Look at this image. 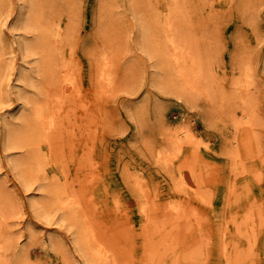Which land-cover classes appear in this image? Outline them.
<instances>
[{
    "label": "rangeland",
    "instance_id": "1",
    "mask_svg": "<svg viewBox=\"0 0 264 264\" xmlns=\"http://www.w3.org/2000/svg\"><path fill=\"white\" fill-rule=\"evenodd\" d=\"M144 1L138 0L142 5ZM210 1L213 16L204 17L201 27L206 42L195 52L210 79L214 77L211 82L220 86L217 93L207 95L197 91L201 74L191 71L197 63L183 62L182 88L172 83L167 61L149 44L151 36L142 38L136 23L142 16L134 0H0V193L6 198V209H0V264H94L76 237L80 230L67 216L68 209L51 202L55 186L78 199L76 208L89 217L101 250L109 260L114 258L113 264H264V0ZM20 17L30 26L19 27ZM48 20L70 30L66 49L81 62L73 78L81 80L83 94L71 87L69 97L50 99L48 53H43L44 36L36 25ZM22 43L29 44L28 52L20 49ZM101 43L112 46L117 77L122 80L98 99L91 91L87 67ZM239 64L251 72V102L241 101L233 91V81L241 77ZM22 65L30 79L20 78ZM221 91L226 93L223 98ZM49 99L56 110L50 146L42 145L40 155L46 161L41 158L42 168L31 167L37 171L30 174L22 165L27 155L22 144L28 138L18 137L7 148L5 131L11 125L27 135L29 124L17 118L22 101L47 105ZM180 125L190 127L197 142L183 144L175 155L167 139L180 132ZM231 155L246 167L232 169ZM10 158L22 160L17 169ZM193 188L203 194L204 202L193 198ZM141 193L144 203L138 200ZM230 200V212L236 217L227 225L232 231L236 224L245 230L249 215L250 226L263 231L254 251L242 240L222 253L215 233L222 220L215 214L220 210L227 219ZM169 201L186 208L178 210L183 213L176 220L181 227L163 214ZM141 202L156 224L144 225ZM183 221L193 228L200 223L203 235L183 237L187 233Z\"/></svg>",
    "mask_w": 264,
    "mask_h": 264
},
{
    "label": "bare ground",
    "instance_id": "2",
    "mask_svg": "<svg viewBox=\"0 0 264 264\" xmlns=\"http://www.w3.org/2000/svg\"><path fill=\"white\" fill-rule=\"evenodd\" d=\"M244 1H246V0H244ZM134 2L139 6V7H137L139 9L138 13L141 14V16H142V17H140V18L138 17V19H136V23L140 27V32L142 33L141 34L142 38H143V36H146V35L151 36V41H150V43L149 42L148 43L155 46V48H158L157 50L161 53L164 61H167L166 62L168 64L167 68L169 69V74H170L169 78L173 81L172 83L179 85L182 88L184 86L183 85L184 80L182 78V75L185 72V70L182 69V67L184 65L183 62H187L186 64H189L190 66H192L193 63H197V66H195L191 69V71L194 74H196V73L201 74L200 79H199V84H202V85H201V88L196 87L197 91H198V89H200V90H202V92H204L207 95L210 93H213V94L217 93L215 90L217 89V87L220 88V86H218V84H217L218 82H216V81L214 83L211 82V81H213L214 77L212 76L210 79V75L207 72V69H204V65L201 62V58H199L198 55L195 53L197 48L201 47L202 43L206 42V32L203 31L204 33H201V27H202L203 22H204V17L210 18L213 16V13L211 10L212 1H210V0H196V1H194V0H188V1L187 0H145L143 5L139 4L140 1L138 2V0H134ZM193 2H194V4H193ZM195 3H196V5H195ZM198 4H199V6H198ZM206 6H208L210 9L206 8ZM143 7H148L149 12L147 13L146 12L147 10L145 11L146 8L144 9ZM108 8L111 9L112 7L109 6ZM198 10H200V11H198ZM204 10L206 12H204ZM245 10H243V12L246 15ZM110 11H108V13ZM140 11H142V12H140ZM101 13H103V12H101ZM54 14H56V13H54ZM110 14H111V12H110ZM52 18H50V19H52ZM59 18H60V14H59ZM102 19L104 20V18H102ZM242 19L244 20V18H242ZM106 22L107 21H105V23ZM37 23H36V25L38 26L41 35L44 36L45 45H44L43 53H46V52L48 53V58H47L46 64L48 66L49 77L51 78L50 84H51V87L53 90V92H51L52 94H50L51 95L50 99L59 100L60 98L69 97V95L72 94V91H71L72 88L71 87H74V88L76 87L75 88L76 92H78V94H83V92H80L82 87L84 90V86L82 85L81 80L79 79V82H76L74 79L75 78L74 73L76 72L77 67L80 66L81 62L75 56H70L69 52L66 49V45L68 44V38L67 37L70 34V32H69L70 30H67V28H63L61 26V24L55 23L53 25L54 22H51L50 20H48L46 22V24L41 23L40 21H38ZM17 24L19 27H21V26L24 27V26H30L31 22H27V24H26L25 18L20 17L19 20L17 21ZM34 28L37 29L36 27H34ZM102 28H103V25H102ZM184 28H186L187 30H184ZM150 31L152 32L151 34L148 33ZM211 38H212V36H211ZM116 47H114V48H116ZM20 49L24 52H28L30 49V46H29V44L22 43L20 45ZM112 50H113L112 46H111V49H109V47H106V45L104 46L101 43L100 48L97 49L95 55H93L92 57L89 56L90 60L88 61L89 63H88V67H87L88 68L87 70H88L89 84H90L91 91H92L93 95L98 99H100V95L102 93H105L103 95V96H105V95H107L106 91L107 92H108V90L111 91L113 88H115V86L117 84H119V83L121 84L120 80H122V79L117 77L116 62H115L114 54H113ZM26 62H28V61H26ZM188 62H190V63H188ZM232 62H235V61L232 59ZM237 62L240 63L239 61H237ZM244 66L245 65L239 64L238 70L240 71L241 77H240V75H239L240 78H238V79L235 77L237 80L235 79L233 81V83H234L233 91H234L235 95L238 94V97L240 98L241 101L251 102L252 98H251V95L248 91V88H249L248 86L252 83L250 81L251 79L249 80V75L251 74V72H248V67L247 66L244 67ZM24 68H25V66L22 65V67L20 69V73H21L20 78L23 80L30 79L31 74L29 73V71H23ZM73 75H74V78H73ZM211 83H213V84H211ZM253 83H254V81H253ZM240 85L243 86L244 88L243 87L238 88V87H240ZM187 88H188V86H187ZM235 90H237V92ZM182 91L185 92L186 89H182ZM222 93L226 94L225 92L221 91L220 98H223ZM180 97H182V92H180L178 94L179 100H181ZM50 99L48 100L47 105H44V104L40 105V104H37V102H34V103L30 102V101L28 102V100L22 101L21 106L19 108V114H17V118L18 117H21L22 119L25 118L26 121H23V122L25 124H29V126H26V127H28L27 130L29 131L27 135H24V132L20 129V127L12 128L11 125H9L8 130L5 131L4 146L7 148L11 147L14 144L15 139L18 137H20L22 139H25L26 137L28 138V140L26 142H24L25 144H22V146H27V155H26L23 163H22V160L10 158V163H11V166L13 168L17 169L20 166V164L22 163V165H25V167L27 166L30 169V174L35 173L37 171V169L40 170L42 168V165L40 163V159L44 158L46 156H43V155L41 156L40 150L42 149V145L50 146L49 145V137L51 134L50 127L55 120L54 114L56 112V110L54 109V107L52 105L49 106ZM24 102L29 103V104H27V105L23 104ZM26 110L30 111L29 116L25 114V113H27ZM248 119H252V117H248ZM178 128H179L180 132L172 133V131L169 132L170 129H168V132H167L169 134L172 133L171 138L169 136L167 141L170 140L172 142L171 145L173 144V147H171V148L174 149L173 152L175 155L178 154V152H180L183 144H189V145L193 146V145H195L194 143L197 142L195 140V135L190 131L191 130L190 127H185V125H180ZM179 134H181V136H179ZM162 144H164V143H162ZM193 148L194 147H192V151H194ZM163 150H164V148H163ZM156 153L160 154L159 152H156ZM236 155H238V154H236ZM231 156H230V158H231ZM159 159L158 160L156 159L157 161H155V162H157L159 165L165 166L166 164L162 163L164 161L159 160ZM161 159H165V158H161ZM168 160H170V159H168ZM45 161H46V159H45ZM230 162L233 164L231 166L232 169L240 167V166H241L240 168H242V169H244L246 167V165L243 164L244 162L238 161V159L233 157V156H232V159ZM31 167H34V169L36 167L37 169L34 171L33 169H31ZM163 169H165V168H163ZM262 169L263 168L260 169L257 167L256 171L261 172ZM165 170H167V169H165ZM166 172H168V171H166ZM135 185H137L136 187L140 188V186L138 184H135ZM176 188L180 189V187H177V186H176ZM132 189H134L133 186H132ZM66 191H67L66 188L64 189V188H59L58 186H55L51 192V194L53 196L51 202L53 203V201L56 200V202L59 205L68 209L67 216L71 219L70 220L71 222H74L77 224V226H78L77 230H80V233L76 237H78L79 240H81L83 246L86 248L90 261L94 264H113L114 258L112 257L113 258L112 261L109 260L108 258L110 255L108 256L106 254V252L101 250V248H102L101 244L102 243H100V237L98 236L99 234H97V232L95 231L92 223L90 222L89 217L86 215V213L81 211L82 209L76 208V204L78 205V202H77L78 199L77 198L74 199L72 197H69L70 195L67 196ZM192 191H193L192 193H194V197H193L194 199L197 198L199 200V198H200L203 200L202 202H204L203 194H200L196 188H193ZM138 195H140V194H138ZM142 196H143V194L141 193L140 197L138 198L139 201H142V198H141ZM142 202H141V206H140V212L144 215V218H145L144 225H150L151 221H153V223L156 224V222H157L156 219L150 217V214H149L150 211L147 209V207L144 204H142ZM5 204H6V198L3 197V194L0 193V209L5 210L6 209ZM226 205H227V210H229V212L227 213L228 214L227 219H226V215L221 214L220 210L217 213L215 211V213H216L215 215L218 216V218L220 220H222L220 223H218V227L215 229V233H216L218 242L221 245V250L223 251L222 253L223 254L227 253V246L230 245L231 243L236 244V242L242 241V240L246 241V243H247L246 248L250 249V251H254L255 246H253V245L256 244L257 239L260 237V234L263 231L262 230L257 231L256 229H254L253 227L250 226V222L253 220V218L250 215L248 218H250L251 221H247V223H246L243 220V222L246 223L245 225L248 224V227L245 230H243V228L241 227L242 224H236V225H234L235 229L232 231L227 226L228 222L233 223L232 220L234 218H236L234 214L232 215V213L230 212V209H229V208H231V207H229L231 205V200H230V202H227ZM164 207H165L164 209H166L165 213H163L164 216L166 215V219H168V221L169 220H171L173 222L175 221L174 222L175 227L177 226V228H178L180 225V222H177L176 220H180L179 217H181L183 214V213L180 214V212L183 209L186 210V208H184V204L181 202L177 203V202L169 201L168 203H166V205ZM194 208L196 210L197 206H194ZM162 209H163V207H162ZM237 209L238 208H236L235 210H237ZM178 210H181V211H178ZM261 211L263 213V210H261ZM0 214H1V212H0ZM194 214H195V216L198 215V213L197 214L194 213ZM194 214H193V216H194ZM2 216H4V214ZM257 216H261V214H258ZM223 218H225V219L223 220ZM195 220H197V219H195ZM262 220H263V218H262ZM183 222H184L183 230L187 231V233L182 232L183 237L188 236V235L191 237V236H193L192 233L195 234L197 232L199 233L198 234L199 237H201L203 235L202 233H200L203 231V229L201 231L200 223H197L196 225H198V226L196 228H193V225H191V224L189 225L188 222H185V221H183ZM157 225H158V223H157ZM180 227H181V225H180ZM150 228L151 227L148 226V229H150ZM177 231H178V229H177ZM188 232H190L191 234ZM231 232H234L235 234L233 235V234H231ZM3 237L5 238V236H3ZM147 237L149 238V236H147ZM211 237H212V234H211ZM262 237L264 238V234H262ZM174 238H176V237H174ZM174 238H173V241H174ZM175 242H173V246H174ZM197 244H199V243H197ZM164 245H166V244H164ZM169 247H170V245H169ZM236 247L238 248V250L244 249L240 245H237ZM196 248H198V246ZM173 249H171V250H173ZM106 250H107V248H106ZM155 251H156V247H155ZM195 251L194 252L192 251L193 254L195 253ZM263 252H264V247H263ZM182 254H186V253L184 252ZM199 254H200V252H199ZM225 257L226 256H224V259H225ZM161 258H163V257H161ZM191 259L193 260V258H191ZM184 260H186V259H184ZM259 260H260V257L258 258V261ZM115 261H117V260H115ZM195 261H196V259H195ZM151 262H153V261H151ZM176 263L178 264V262H176ZM185 264H187V263H185ZM196 264H197V261H196Z\"/></svg>",
    "mask_w": 264,
    "mask_h": 264
}]
</instances>
